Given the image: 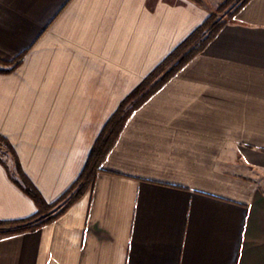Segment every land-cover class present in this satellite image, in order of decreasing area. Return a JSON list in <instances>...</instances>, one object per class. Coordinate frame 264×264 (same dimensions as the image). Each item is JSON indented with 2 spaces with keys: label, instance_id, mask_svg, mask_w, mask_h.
Masks as SVG:
<instances>
[{
  "label": "crops",
  "instance_id": "0c3cea01",
  "mask_svg": "<svg viewBox=\"0 0 264 264\" xmlns=\"http://www.w3.org/2000/svg\"><path fill=\"white\" fill-rule=\"evenodd\" d=\"M0 0V135L47 203L120 103L224 0ZM1 68V67H0ZM264 0L127 122L94 185L0 264H264ZM0 163V221L36 213Z\"/></svg>",
  "mask_w": 264,
  "mask_h": 264
},
{
  "label": "trees",
  "instance_id": "16d2710c",
  "mask_svg": "<svg viewBox=\"0 0 264 264\" xmlns=\"http://www.w3.org/2000/svg\"><path fill=\"white\" fill-rule=\"evenodd\" d=\"M201 5L200 0H190ZM251 0H224L209 14L182 43H180L148 76L120 103L98 134L76 181L55 202L47 203L40 192L22 171L19 159L11 144L0 135V140L8 147L14 161L15 176L7 166L6 173L12 183L36 206V213L19 221H0V238L36 231L51 224L62 216L94 185L102 166L116 146L127 122L153 95L172 80L186 65L201 54L219 31L234 21L237 14ZM25 53L11 61L0 60V74L14 72L23 61Z\"/></svg>",
  "mask_w": 264,
  "mask_h": 264
},
{
  "label": "rangeland",
  "instance_id": "374dc122",
  "mask_svg": "<svg viewBox=\"0 0 264 264\" xmlns=\"http://www.w3.org/2000/svg\"><path fill=\"white\" fill-rule=\"evenodd\" d=\"M240 1V0H238ZM222 2V1H221ZM220 2V3H221ZM219 5V3L216 5V7ZM216 7L211 10L210 13L215 11ZM0 161L4 163L7 168L9 169L10 173L15 176V170H14V161L11 152L8 150V147L0 140ZM243 174H247L258 181L259 184L264 188V175L261 174L259 171H253L252 173H249L246 169H241Z\"/></svg>",
  "mask_w": 264,
  "mask_h": 264
}]
</instances>
